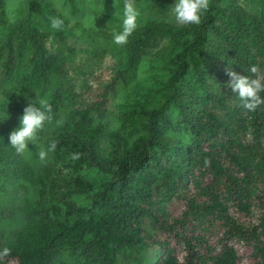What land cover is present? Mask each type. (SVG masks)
<instances>
[{"label": "trees", "instance_id": "1", "mask_svg": "<svg viewBox=\"0 0 264 264\" xmlns=\"http://www.w3.org/2000/svg\"><path fill=\"white\" fill-rule=\"evenodd\" d=\"M69 2L74 8L75 1ZM160 2V11L166 14L170 0ZM2 5L0 0V22L8 28L3 43L7 53L5 72L11 70L26 43L32 52L27 60L29 76L19 77L17 88L4 89L0 99L1 173L6 181L21 182L23 188L40 187L36 200L26 198L23 202L27 224L15 231L11 239L0 237V249H11L0 257V264H66L57 258L65 244L86 252L93 242L97 244L98 264H112L103 245L109 236L134 247L156 244L161 253L152 264H240V245L250 247L252 264H264V216L256 225L237 219L250 210L254 196L253 160L264 136V104L255 110L243 108L227 83L229 68L249 75H255L248 72L252 64L264 69L262 17L249 13L237 0H212L199 24L147 20L137 26L124 45L122 66L108 72L106 91L87 87L73 92L68 88L72 67L46 47L44 33L32 24L43 6L53 10L52 16L63 17L65 26L67 18L50 2L27 0L24 12L8 21ZM81 33L86 37L107 35L104 29L94 27L81 28ZM58 37L64 38L61 32ZM163 39L180 46L171 58L166 101L158 108L116 112L119 117L142 115L148 121V132L130 144L102 121L94 123L92 114L97 113L101 119L115 114L108 107L107 89L123 79ZM85 74L103 78L100 73ZM189 75L194 77L205 100L194 97L196 88L187 83ZM52 77L59 83L47 99L53 119L45 126L57 120L63 90L74 104L47 141V147L56 142L50 160L35 170L8 143V135L15 127L16 117L34 100L27 94L29 79L46 83ZM207 78L218 81L219 92L207 90ZM81 96L87 99L77 100ZM169 104L179 106L185 113L192 133L188 147L161 130L160 120L167 118ZM211 104L229 109L227 115L220 117ZM247 123L254 131L253 144L238 135ZM109 141L114 146L104 151V144ZM156 149L173 153L175 160L163 163ZM66 160L76 169L95 168L108 175L109 180L95 188L80 176L71 179L60 173L55 177L57 165ZM261 162L264 167V155ZM73 190L90 195V206L84 210L91 226L84 228L78 220L59 218L64 209L77 207L65 197ZM172 199L183 201L186 209L170 216L166 206ZM146 219L159 234L153 235L144 228ZM213 226L221 229L216 240L206 232ZM88 230H94L93 239H80Z\"/></svg>", "mask_w": 264, "mask_h": 264}, {"label": "rangeland", "instance_id": "2", "mask_svg": "<svg viewBox=\"0 0 264 264\" xmlns=\"http://www.w3.org/2000/svg\"><path fill=\"white\" fill-rule=\"evenodd\" d=\"M27 0H3L2 8L6 19L14 20L18 18L25 9ZM50 2L53 8L62 13L68 20L62 30L50 27L49 17L53 10L46 6L42 7V12L37 14L32 22L45 35L46 47L57 56L64 58L67 64L72 67L68 78V88L73 92H79L87 87L105 90L107 74L112 70L121 67V60L124 58V45L116 44L113 41V31L122 30V13L126 0H74L75 7H71L69 0H44ZM227 1V0H223ZM249 13L262 17L264 21V0H237ZM212 0H210V3ZM140 11L138 25L150 19H165L178 23L171 13L172 3L170 0L169 10L166 14L159 9L160 0H134ZM94 18V23L92 22ZM94 27L104 29L106 36L86 37L81 33V28ZM58 32L63 34V39L58 37ZM8 28L0 22V99L4 89L15 90L19 77L29 76L27 60L32 49L29 44L22 47L20 56L15 57V62L9 72H5L3 62L7 58V53L3 47ZM180 50V46L173 44L169 40L163 39L157 45L151 47L142 60L129 71L123 79L117 80L111 88L107 89L108 107L115 113L102 118L97 114H92V121H102L110 130L116 131L130 144L137 140L140 135L148 132V121L142 115L131 117H119L116 112H128L138 108H158L166 101L168 93L167 79L169 69L172 67L171 58ZM100 73L103 78H95L85 73ZM49 82L38 83L31 79L28 81L27 94L32 98L48 99L51 91L59 81L52 77ZM195 79L188 76L187 83L191 88H196L194 97L205 100L201 89L196 87ZM206 88L210 92H219L218 81L207 78ZM63 105L57 114V120L41 131L36 144L29 142V149L21 153L23 160L27 161L35 170L48 162L51 158L49 151L45 160L39 158V151L47 149V141L51 134L57 130V121H60L65 113L73 106L74 101L70 94L63 90ZM86 100L84 96L77 100ZM212 109L220 116L225 117L229 109L212 105ZM21 116V115H20ZM20 116L16 117L15 127L19 123ZM162 132L168 137L177 140L178 144L188 147L191 143L192 133L188 128L185 113L179 106L169 104L167 107V118L160 120ZM246 143H254V131L247 123V127L238 134ZM113 142L104 144V151L112 148ZM157 157L162 158L163 163L173 162L174 154L156 149ZM264 155V136L254 156V181L252 191L254 196L251 201L250 210L245 214H239L237 219L248 225L259 224L264 216V167L262 156ZM0 165V237L4 240L11 239L13 233L22 229L28 222L22 210L23 202L26 198L36 200L38 198L39 185H26L23 188L21 182L6 181L1 173ZM66 175L68 178L80 176L93 184L95 188H100L109 180V176L99 173L95 168L84 167L76 169L66 160L59 163L55 171ZM77 205L76 208L64 211L59 214L61 219L78 220L81 226H91L85 208L90 206L91 197L88 193L73 190L65 195ZM64 206L63 204H59ZM170 216L178 215L186 209L183 201L172 199L166 206ZM144 228L154 234L159 232L151 227L148 219L144 223ZM212 240H216L220 234L219 226L210 227L206 231ZM94 230H88L81 238L93 239ZM78 242V241H77ZM96 242L90 243L86 252L82 248H73L65 244L59 251L57 258L66 264H98V252ZM107 248V253L112 260V264H152L161 253L160 247L150 244L145 247L129 246L127 242L109 236L103 244ZM245 247V248H244ZM243 255L240 257V264H252L253 258L251 249L248 246L240 245Z\"/></svg>", "mask_w": 264, "mask_h": 264}, {"label": "clouds", "instance_id": "3", "mask_svg": "<svg viewBox=\"0 0 264 264\" xmlns=\"http://www.w3.org/2000/svg\"><path fill=\"white\" fill-rule=\"evenodd\" d=\"M210 6V0H174L171 13L175 20L183 25L199 24ZM140 11L134 0H126L122 13V30L113 31V41L116 44H126L129 37L138 26ZM50 27L62 30L65 27V20L61 16H50ZM94 23V18L93 21ZM248 72L255 74H242L229 68L230 79L227 81L231 90L239 98L243 108L255 110L259 105L264 104V69L258 64H252ZM53 119L52 105L46 99L36 98L30 100L23 109L19 123L8 135V143L17 153H24L29 149V142L36 144L45 124ZM62 121H57V124ZM56 148V142L49 144L47 149H41L38 153L41 160H45L49 151ZM74 154V158L78 157ZM11 252L9 247L0 249V257Z\"/></svg>", "mask_w": 264, "mask_h": 264}]
</instances>
